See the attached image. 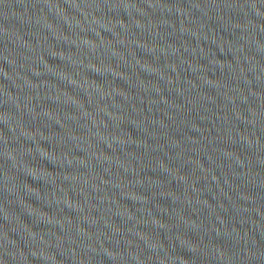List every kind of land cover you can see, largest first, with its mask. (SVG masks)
Masks as SVG:
<instances>
[{
  "label": "water",
  "instance_id": "95a60500",
  "mask_svg": "<svg viewBox=\"0 0 264 264\" xmlns=\"http://www.w3.org/2000/svg\"><path fill=\"white\" fill-rule=\"evenodd\" d=\"M0 166L264 264V0H0Z\"/></svg>",
  "mask_w": 264,
  "mask_h": 264
}]
</instances>
